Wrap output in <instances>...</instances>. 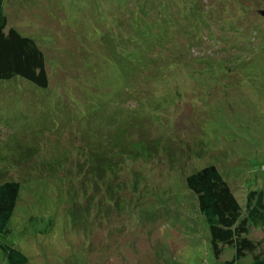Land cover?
Here are the masks:
<instances>
[{
  "label": "rangeland",
  "instance_id": "1",
  "mask_svg": "<svg viewBox=\"0 0 264 264\" xmlns=\"http://www.w3.org/2000/svg\"><path fill=\"white\" fill-rule=\"evenodd\" d=\"M4 2L8 26L48 50L49 83L0 80V181L20 185L0 244L25 264H214L183 177L213 165L241 207L252 190L264 203V0H146L145 18L129 0ZM164 61L177 66L153 87ZM42 143L51 168L14 173L15 148ZM248 236L264 248V228Z\"/></svg>",
  "mask_w": 264,
  "mask_h": 264
},
{
  "label": "trees",
  "instance_id": "2",
  "mask_svg": "<svg viewBox=\"0 0 264 264\" xmlns=\"http://www.w3.org/2000/svg\"><path fill=\"white\" fill-rule=\"evenodd\" d=\"M4 1L0 0V80H7L13 76H19L37 87L44 88L48 85L49 81L47 73L45 72L47 67L44 63L43 54H47L46 51L48 50L44 49L41 51L30 37L20 35L13 27L8 26L5 10L8 7ZM133 1L137 4L135 12L138 15H143L144 18L147 17L149 15L147 13L149 7L146 6V0H129V2ZM158 25V22L153 23L152 28L157 32L156 40L164 41L161 51L164 55H167L166 52H172L171 47L176 43H174L172 38L166 37L168 34H164L163 29H157ZM218 30H220V26ZM257 36L263 37L261 33H258ZM155 41L147 45L148 52L150 48L156 47ZM154 49L158 51L157 48ZM164 63L160 62L157 64L160 72V81L149 79L150 81L152 80V84H158L153 87L166 83V69L177 66L171 62L166 63L164 61ZM136 65L138 66V71L140 69H149L148 61L144 57ZM144 81L146 82L147 80ZM125 83L126 81L122 83V91L123 93H128L124 85ZM148 89L139 90V93L144 90L149 92L148 96H143L142 98H153L155 96L152 95L150 97L152 92ZM163 92L161 91L162 94ZM109 94L114 95L111 92ZM142 133L146 132L144 131ZM142 133L137 134V139H145ZM147 140L148 143L157 142L156 137H150ZM43 144L45 143L40 144V148H15L14 158L12 160L14 166L12 169L13 172L20 174L18 168L26 161H30L31 169L37 167L34 164L35 160H38V164H40L37 167L40 171L51 168L49 165L43 164L44 160L42 156L48 155L41 154ZM166 148L168 153L174 151L169 145ZM120 162L121 160L118 162L109 161L105 162V165L107 166L109 164L110 169L116 172L118 171L117 167L121 164ZM31 169L30 172L33 173ZM98 170L99 168L97 166L96 171ZM68 171L65 169V172ZM3 180L0 181V235L6 234L8 231V221L12 215L20 186L17 179V181L15 179ZM183 182L186 189L195 196L197 211L208 227L209 245L215 261L214 264H264V248L259 247L260 242L258 240H254L248 236L250 227L264 228V203L261 192L254 190L247 192L244 206L241 207L231 193L229 186L213 165H205L192 171L183 177ZM0 250L3 252L6 264H25L27 261L25 255L16 246L0 244ZM225 251L229 254L224 255Z\"/></svg>",
  "mask_w": 264,
  "mask_h": 264
},
{
  "label": "water",
  "instance_id": "3",
  "mask_svg": "<svg viewBox=\"0 0 264 264\" xmlns=\"http://www.w3.org/2000/svg\"><path fill=\"white\" fill-rule=\"evenodd\" d=\"M258 13L264 15V10H258Z\"/></svg>",
  "mask_w": 264,
  "mask_h": 264
}]
</instances>
